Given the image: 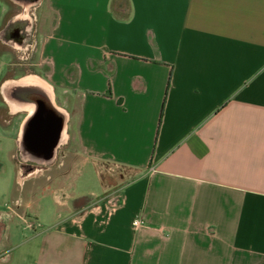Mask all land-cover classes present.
Returning <instances> with one entry per match:
<instances>
[{"label":"crops","instance_id":"0c3cea01","mask_svg":"<svg viewBox=\"0 0 264 264\" xmlns=\"http://www.w3.org/2000/svg\"><path fill=\"white\" fill-rule=\"evenodd\" d=\"M6 160L0 264H264V0H0Z\"/></svg>","mask_w":264,"mask_h":264},{"label":"rangeland","instance_id":"374dc122","mask_svg":"<svg viewBox=\"0 0 264 264\" xmlns=\"http://www.w3.org/2000/svg\"><path fill=\"white\" fill-rule=\"evenodd\" d=\"M31 43H33L34 39H28ZM29 47V46H27ZM21 50L27 51V48H21ZM77 101L74 100L72 102V106L73 109L77 108ZM75 111L77 109H74ZM67 158V159H66ZM65 161H67V163H69V158L65 156V153L63 152L62 154H60L57 157V160L55 162V166L56 167H63V165H65ZM6 165L8 166V170L7 173H4L2 175V178L0 179V209L3 206V202L4 201H8L10 200V198H12V196H21L24 198H30L32 196H42V192H39L38 194L36 192H38V190H33L30 186H31V182L33 179H44V180H50L53 179V172H51L50 169H43L42 167L40 169H36V170H31L29 167L27 168V170H23L20 172H16V170L13 168V165L10 164V162H8V160H6ZM20 163H22V161L20 160ZM52 167V166H51ZM12 169V171L10 170ZM53 169V168H51ZM61 176H64L63 173H59ZM57 190V195L60 197V195L62 196L63 194H60L58 192H63L61 189H54ZM60 190V191H59ZM97 192V194L102 192V188H101V183L99 180H95V178L90 177L89 175H87L86 173L82 175V177H80V179L77 180V183L75 185V187H72V189H68V192L72 193L73 195H80V194H86L85 198H89L90 195H88L87 193L91 192V191ZM44 199L46 201V203L48 204L47 206H51L53 204V197L52 194L50 192H44ZM88 195V196H87ZM82 196V195H80ZM46 206V207H47ZM29 214H31V211L28 210ZM29 219L31 220L30 215H28Z\"/></svg>","mask_w":264,"mask_h":264},{"label":"built area","instance_id":"2783aa9c","mask_svg":"<svg viewBox=\"0 0 264 264\" xmlns=\"http://www.w3.org/2000/svg\"><path fill=\"white\" fill-rule=\"evenodd\" d=\"M110 170H112V167H109ZM133 225H139L142 223V221L139 218H135L132 220Z\"/></svg>","mask_w":264,"mask_h":264}]
</instances>
